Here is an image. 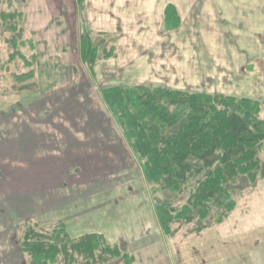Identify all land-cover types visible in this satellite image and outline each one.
Masks as SVG:
<instances>
[{
	"label": "rangeland",
	"instance_id": "1",
	"mask_svg": "<svg viewBox=\"0 0 264 264\" xmlns=\"http://www.w3.org/2000/svg\"><path fill=\"white\" fill-rule=\"evenodd\" d=\"M76 1L79 15L75 0H0V264H27L25 233L58 228L72 238L108 230L125 253L112 264H264V178L236 182V207L221 223L213 214L164 228L158 205L179 207L184 195L148 184L136 158L121 162L118 126L100 94L104 85L144 84L250 97L264 119V2L173 0L174 46L142 52L126 51L114 30L93 29L86 0ZM82 35L96 47L93 66ZM80 142L95 147L83 146L87 164L70 157ZM113 223L126 226L113 236Z\"/></svg>",
	"mask_w": 264,
	"mask_h": 264
},
{
	"label": "trees",
	"instance_id": "2",
	"mask_svg": "<svg viewBox=\"0 0 264 264\" xmlns=\"http://www.w3.org/2000/svg\"><path fill=\"white\" fill-rule=\"evenodd\" d=\"M174 12L175 7L168 5L169 31L180 27L173 24L175 17L180 19ZM81 47L83 59L93 66L96 47L91 39L82 35ZM100 94L146 182L174 196L184 195L177 199L179 207L171 202L158 205L164 228L213 214L221 223L236 207V182L246 178L256 184L264 178L260 100L144 84L104 85ZM51 233L34 229L25 233L19 249L27 264H109L125 258L104 234L72 238L64 228Z\"/></svg>",
	"mask_w": 264,
	"mask_h": 264
},
{
	"label": "crops",
	"instance_id": "3",
	"mask_svg": "<svg viewBox=\"0 0 264 264\" xmlns=\"http://www.w3.org/2000/svg\"><path fill=\"white\" fill-rule=\"evenodd\" d=\"M215 1L216 0H214V3ZM250 1L251 0L249 1L247 0V2H244V4L250 5ZM261 2H264V0H262ZM74 3H76L75 4L76 9H74V4L72 5V3L70 2V11H73L74 13H78L79 15V12L81 13V11L83 10V6L80 7L76 0ZM221 4L222 3L220 2L219 5ZM168 5L174 6L175 3L173 2V0H86L85 17L89 22H91L93 29H97L100 32H107V33H111L114 30L113 32L114 33L116 32L117 36L120 38L124 37L127 40L128 38H132L130 39L129 42L127 40L126 42L125 39H123L125 42V46L127 45L128 47L126 51H130L132 49L135 51L146 52V51H150V47L154 48L155 46L158 47L159 45L161 47H167L168 41L170 46H174L175 42L173 40L174 39L173 31L170 30L169 33L166 31L167 34H163V35L161 33L162 29L165 27L164 24L166 19V9ZM121 24H124L125 26H129V27H123V25ZM138 24H140V26H138ZM196 27L197 25L195 24V27L193 28ZM244 51L247 52L246 49ZM105 111L106 112H104V110H101V113L104 112L106 116L110 115L107 108ZM113 127L119 135L118 143L116 146L117 148L115 149L120 150L122 153L121 155V153L117 152L116 153L117 157L120 160H122L121 162L123 164L126 163L125 160H127V158L129 157L128 159L129 160L131 159L133 161L132 162L133 165L135 161V157L131 149L128 147L125 139L122 138L123 136L120 129L118 127H115V125ZM44 133L46 135L47 133L46 128H44L43 131L41 130V133L39 132V134H44ZM45 138L46 137L39 136L37 145L38 144L40 145V143L42 145H45L46 143ZM52 139L53 141H55V136L54 137L52 136ZM79 144L81 146L78 145L75 146L73 149L75 150L77 149V150L76 152H72L70 154V157L73 158V156H75L81 158L82 155V158L86 159V164H87L88 157H90V153L87 151L89 153L88 156L86 152H83V146L85 147V149H88L89 151L92 150V152L95 151L94 150L95 147L91 146V144L87 142L86 143L80 142ZM109 145L110 142H107L106 144H101V147H97L98 151L100 152L99 154H103L104 150L106 151L110 150L111 146ZM126 149L128 150V152L125 151ZM39 156L40 155L38 154V157ZM92 197H94V194H92ZM119 197L120 196H115L116 202L119 201L118 200ZM113 224L114 226L110 228L117 229V231L113 232V236L116 233L119 234L120 231L118 229H121L122 226H126L121 223H118V225L120 226H118L116 223ZM86 232L87 233L98 232L104 234L105 237L110 238V232L108 230L106 232L102 230L98 231V229L97 230L93 229L92 231H86ZM146 234L148 235L147 231L145 235ZM142 238L144 237L142 236ZM116 262H118V260L112 263H116Z\"/></svg>",
	"mask_w": 264,
	"mask_h": 264
}]
</instances>
